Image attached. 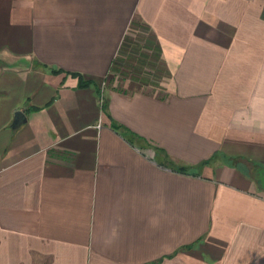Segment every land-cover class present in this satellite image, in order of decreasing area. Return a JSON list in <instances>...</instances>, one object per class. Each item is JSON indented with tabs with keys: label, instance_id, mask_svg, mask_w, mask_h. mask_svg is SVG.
<instances>
[{
	"label": "crops",
	"instance_id": "obj_1",
	"mask_svg": "<svg viewBox=\"0 0 264 264\" xmlns=\"http://www.w3.org/2000/svg\"><path fill=\"white\" fill-rule=\"evenodd\" d=\"M262 168L264 0H0V264H264Z\"/></svg>",
	"mask_w": 264,
	"mask_h": 264
},
{
	"label": "rangeland",
	"instance_id": "obj_2",
	"mask_svg": "<svg viewBox=\"0 0 264 264\" xmlns=\"http://www.w3.org/2000/svg\"><path fill=\"white\" fill-rule=\"evenodd\" d=\"M144 33H145L146 35H148V32H145L143 29H141V33H140V34H144ZM143 37H144V36H143ZM143 37H142V36L140 37V40H141V41H140V43H141L140 45H142V46L145 45V43H146L145 38H146L147 36H145L144 39H143ZM137 40H138V39H137ZM142 46H140V47H142ZM139 51H140V48L138 49V52H139ZM143 51H144V50H143ZM140 52H142V50H141ZM123 62H124V63H122V67H123V68H127V67L129 66L130 63H132V64L134 63V60H132V59L130 60V58H128V59L124 60ZM130 66H131V65H130ZM148 69H150V68L148 67ZM149 88H150V87H147V89H149ZM150 90H151V88H150Z\"/></svg>",
	"mask_w": 264,
	"mask_h": 264
},
{
	"label": "water",
	"instance_id": "obj_3",
	"mask_svg": "<svg viewBox=\"0 0 264 264\" xmlns=\"http://www.w3.org/2000/svg\"><path fill=\"white\" fill-rule=\"evenodd\" d=\"M17 117L15 119V124H18L21 117L24 115V113L22 111H18V113H16ZM257 180L260 181L261 187L264 189V168L259 169V176L257 178Z\"/></svg>",
	"mask_w": 264,
	"mask_h": 264
},
{
	"label": "trees",
	"instance_id": "obj_4",
	"mask_svg": "<svg viewBox=\"0 0 264 264\" xmlns=\"http://www.w3.org/2000/svg\"><path fill=\"white\" fill-rule=\"evenodd\" d=\"M82 83H84V82L82 81ZM82 83H81V84H82ZM85 83H86V82H85ZM113 124H114V127L117 128V129L122 128V126L119 125V124H117L116 122H114ZM159 263H160V261L158 260V261H154V262L149 263V264H159Z\"/></svg>",
	"mask_w": 264,
	"mask_h": 264
}]
</instances>
